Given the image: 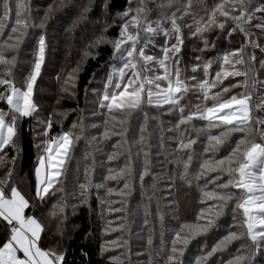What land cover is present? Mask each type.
I'll list each match as a JSON object with an SVG mask.
<instances>
[{
    "label": "snow or ice",
    "instance_id": "1",
    "mask_svg": "<svg viewBox=\"0 0 264 264\" xmlns=\"http://www.w3.org/2000/svg\"><path fill=\"white\" fill-rule=\"evenodd\" d=\"M63 2L64 0H61V4ZM178 2L183 7H176L175 11L164 17L170 24V27H166L162 20L153 22L148 19L146 0H128L129 7L120 15L122 22L118 35L115 38L100 35L88 46L93 48L102 44L111 45L112 55L109 61H114L107 65L110 71L106 74L98 104L99 108L105 110L103 113L105 118L101 125H91L93 128L103 127V132L99 139L95 136L91 139L100 142L118 136L120 139L113 147L120 149L122 146H129L128 163L118 171L109 168L108 175L104 177L105 180L124 179L123 189L114 192L108 188L107 192L109 196L113 194L126 196L130 193L131 186L127 178L132 176L131 146L143 145L144 132L147 131L146 127L142 126L139 139L132 138L130 141L127 125L133 114L143 112L145 107L164 109L162 114H175L178 119L168 131L178 134L174 137L176 142L174 152H187L186 159L177 158L175 163L177 167L182 165V172L178 178L189 186L192 185V180H189L188 176L196 155L193 146L198 143L201 135L206 136V144L202 150L206 158L200 160L198 170L192 174L196 181L204 179V185H198L201 192L199 202L204 207L200 208L195 221L182 223L175 231L171 246L167 250L165 264H186L184 258L188 246L198 237L205 236L218 227L220 217L228 210L233 216V228L237 230H229L210 249L203 245L200 249L201 254L188 264H209L210 259L217 253L228 252L230 245L238 241L242 243L239 244L236 253L226 260L222 259L220 264H261V260H264V117L255 113L264 112V95L256 94V86L264 85V80L259 79L260 73L264 71V58L259 60V68L256 67L255 54H249L246 60L245 44L241 48L218 54L215 58L203 60L200 56L195 57L199 63L193 64L191 71L196 73L202 69L205 78L197 80L195 75L183 77L181 60L185 41L178 21L192 14V0H168V3L161 7L171 8ZM102 7L107 8V0H104ZM90 10V6L84 8L79 19L86 18L84 14ZM53 11L52 6H49L37 23L31 17L30 9L26 8V0H0V87L4 88V91H0V103L6 105V108H0V168L6 169L5 176L0 178V225L5 233L3 242H0V264H65V254L62 251L42 247L45 225L34 213L28 214L33 204L12 181V166L15 165L20 151L17 140L21 120L33 118L37 120V126L43 127V131L36 132V135L43 136L44 139L34 144L38 149L37 165L34 169L36 178L34 199L37 206L47 203L56 197L57 193L65 191L64 178L67 176L68 163L72 159L71 153L75 143L82 139L84 131L83 121H80L72 125V129L79 127L80 133L69 130L51 136L52 116L49 115L43 120L36 116L39 105L34 97L49 47L46 28ZM177 12L181 14L177 16ZM257 12L264 13V4H258L256 0H220L208 10L206 21L204 17L194 19L196 26L190 34L203 41L204 48L201 51L211 50L216 46L204 36V33L212 31L213 28H219L223 32L229 21L234 26L228 27L224 32L226 37L239 30L248 38L252 34L246 25L251 24ZM10 20H13L11 25ZM110 26H106L104 31L106 32ZM183 27L191 29L192 24L185 23ZM254 27L264 33V23H258ZM29 28H39L42 31L37 37L33 59L28 61L27 71L19 78L17 84L12 72L17 57L10 54L19 51ZM160 35L164 37V41L163 44L157 45L155 37ZM250 43L252 47L264 52V46L261 44L254 40ZM150 45L158 47L160 54H148L146 49ZM98 55L99 53L84 52L85 59L89 56L96 58ZM214 62H218L219 70L215 71L212 79H208ZM81 64L71 72L65 73V87L62 91L68 92L69 84L75 87L74 81L77 79ZM237 65L244 67L237 68ZM229 77L233 79L243 77V80L220 87ZM56 79H61L60 74H57ZM188 79L197 83L190 85ZM216 88H219V91L213 92L212 90ZM233 88L243 90L226 95L232 92ZM191 89L198 90L202 96L197 99L205 103L196 104V111L186 112L187 106L181 101ZM87 91L96 92V89ZM209 100L212 101L210 106L206 103ZM58 114L67 118L66 112ZM95 114L93 112V115ZM144 115L147 117V112H144ZM193 120L207 123L205 127L195 129L191 124ZM182 126L192 127L197 131V138H191L189 127ZM213 129L221 131L213 134ZM33 131L35 132V128ZM234 133L242 135L229 144ZM225 145H228L227 155L217 157L216 153ZM8 149L15 150L17 155L9 158ZM141 153L144 162L139 180L143 182L144 177L150 174L151 161L148 158L149 151L141 147L137 155ZM209 153L212 155H207ZM120 155H123V152H113L107 159L112 161ZM90 174V170L86 168L85 182L78 185L81 203L87 202L88 190L93 186ZM209 184L213 186L211 190H208ZM95 187L105 185L97 184ZM67 206L64 198L60 197L50 206L49 217L53 220H62L64 218L62 214ZM238 216L242 219H237ZM60 235H63L62 231ZM148 243H152L151 239ZM112 244L115 245L116 242L113 241ZM106 250L107 246H102V252ZM118 259L111 258L113 264H117Z\"/></svg>",
    "mask_w": 264,
    "mask_h": 264
},
{
    "label": "trees",
    "instance_id": "2",
    "mask_svg": "<svg viewBox=\"0 0 264 264\" xmlns=\"http://www.w3.org/2000/svg\"><path fill=\"white\" fill-rule=\"evenodd\" d=\"M219 2L220 0H192V14L178 21L182 27L185 41L181 60L182 76L185 78L193 75L197 77V80L205 78L202 69L196 73L191 71V66L199 63L195 60L197 56L207 60L247 44L245 48L246 60L249 54H255L257 57L256 67L259 68L258 62L264 58V52H261L259 48L252 47L250 43L251 40H254L264 46V33L254 27L258 23H264V13L259 12L255 14L251 24L246 25L252 34L250 37L246 38L239 30L232 33L230 37H226L224 32L228 27L234 26L229 21L223 32L219 28H213L212 31L204 33V36L210 42H214L216 46L211 50L201 51L204 48L203 41L190 34L196 26L194 19L199 20L204 17L206 21L208 10ZM103 3L104 0H90V3L85 0H64L63 4H61V0H26V8L30 9V15L37 23L49 6L54 9L47 22L46 36L49 47L34 97L39 105L36 116L41 120L46 119L49 115L52 116L51 136L69 130L80 133L79 127L72 129V125L78 124L80 121H83L84 131L82 139L75 143L71 153L72 159L68 163L67 176L64 178L65 191L57 193L56 197L51 198L47 203L37 206L34 199L36 184L34 169L37 165L38 149L34 147V144L44 139L43 136L36 135V132L43 131V127L37 126V120L33 118L21 120L17 140L20 151L15 165L12 166V181L33 204L28 214L34 213L45 225L46 230L42 233L41 240L42 247L58 252L62 251L65 254V264H113L112 257L119 258L117 264H149V261L151 264H165L167 250L171 246L175 231L180 224L195 221L200 208L204 207L199 202L201 192L198 187V185H204V179L196 181L192 174L198 170L200 160L206 158L202 152L206 144V136L201 135L198 143L193 146L196 155L188 176V179L192 180V185L189 186L184 180L178 178L179 173L182 172V165L177 167L175 163L177 158L186 159L187 152H174L176 148L174 137L178 134L168 131L178 119L177 115L162 114L164 109L153 107H145L143 112L134 113L127 125L130 141L132 138L139 139L142 126H145L147 131L144 132L145 143L143 145L131 146L132 176L127 178L131 190L126 196L108 195V188L113 189L114 192L123 189L124 179L105 180L104 177L108 175L109 168L118 171L128 163L129 146H122L120 149L113 147L120 139L118 136L100 142H94L91 139L93 136L99 139L103 132V127L93 128L91 125H101L105 118L103 115L105 110L99 108L98 104L106 74L110 71L107 65L114 61H109L112 55L111 45L102 44L93 48L88 46L100 35L115 38L122 22L120 15L129 5L128 0H107L105 9L102 7ZM167 3L168 0H146L148 19L153 22L158 19L162 20L166 27H170L164 17L175 11L176 7H183V5L178 2L171 8L161 7ZM256 3L264 4V0H256ZM89 6L91 10L84 14L86 18L79 19L83 9ZM180 14L177 12V16ZM219 18L223 19V17ZM12 23L13 20H10L9 25ZM185 23L192 24V28L183 27ZM108 25L111 26L105 32L104 28ZM41 31L39 28H29L19 51L10 54L17 57L16 64L12 68L17 84L19 78L27 71L28 61L33 59L37 37ZM163 41L162 35L155 37L157 45L163 44ZM56 50L59 51V55L54 54ZM85 51H90L93 54L99 53V55L96 58L89 56L85 59ZM146 51L151 55L160 54L159 48L153 45H150ZM82 59L83 63L81 64ZM78 64H81V69L74 81L75 87L69 84L67 85L69 91H62L65 87V73L71 72ZM243 67L237 65V68ZM217 70H219L218 62H214L210 69L211 75L207 78L212 79ZM57 74H60L61 79H56ZM259 79L264 80V71L260 73ZM237 80H243V77L235 79L229 77L220 87L234 84ZM187 82L190 85L197 83L191 79H188ZM89 89H96V92L87 91ZM242 90V88H233L232 92L226 95L239 93ZM0 91H4V88L0 87ZM212 91H219V88ZM256 94L264 95V85L256 86ZM200 96L202 94L196 89L189 91L181 101L187 106L186 112L196 111V104L203 105L205 103L197 99ZM58 100L59 103H57ZM206 103L210 106L212 101L209 100ZM0 108H6V105L0 103ZM60 112H66L67 118L60 116L58 114ZM93 112L96 114L93 115ZM144 112H147V117ZM255 115L264 117V112H256ZM206 123L202 120L191 122L195 129L205 127ZM182 127H189L191 138H197V131L192 127ZM219 131L221 129L212 130L213 134ZM241 135V133H234L228 143L232 144ZM141 147L149 151L148 158L151 161L150 174L144 177L143 182L139 180V175L143 171L144 156L142 153L137 155ZM117 151L123 152V155L109 161L108 155ZM227 151L228 145H225L216 153V156H225ZM14 155H17V152L8 149L9 158ZM86 168L90 170L93 186L88 190L87 202L81 203L82 198L79 196L78 185L85 182ZM5 170V168H0V178L5 176ZM255 171L259 170L255 169ZM97 184H104L105 187L97 188L95 187ZM212 187L209 184L208 190H211ZM60 197L64 198L68 206L62 214L64 217L62 220H53L49 217L48 210ZM209 203L212 202L209 201ZM114 209L121 210L114 211ZM237 219H242V217L238 216ZM233 224L232 213L228 210L220 217L218 227L205 236L198 237L188 246L184 258L186 264L201 254L200 249L203 245L210 249L229 230H237L233 228ZM60 231L63 232V235H60ZM4 238L5 233L0 225V242H3ZM149 239L152 241L151 244L148 243ZM113 241L116 242L115 245L112 244ZM240 243L242 241L234 242L230 245L228 252L217 253L210 259L209 264H220L222 259H228L230 255L236 253ZM105 245L107 250L102 252V246ZM258 260H260L259 257ZM261 264H264V260H261Z\"/></svg>",
    "mask_w": 264,
    "mask_h": 264
},
{
    "label": "rangeland",
    "instance_id": "3",
    "mask_svg": "<svg viewBox=\"0 0 264 264\" xmlns=\"http://www.w3.org/2000/svg\"><path fill=\"white\" fill-rule=\"evenodd\" d=\"M82 2H83V1H82ZM85 2H88V3H90V0H85ZM58 52H59V51H57V50H56L54 54H57V55H59V54H58Z\"/></svg>",
    "mask_w": 264,
    "mask_h": 264
}]
</instances>
